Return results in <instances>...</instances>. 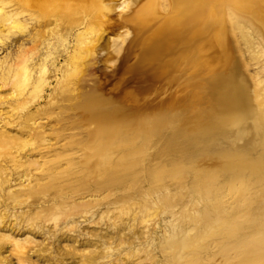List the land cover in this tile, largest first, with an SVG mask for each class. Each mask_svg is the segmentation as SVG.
Returning a JSON list of instances; mask_svg holds the SVG:
<instances>
[{
  "label": "bare ground",
  "instance_id": "obj_1",
  "mask_svg": "<svg viewBox=\"0 0 264 264\" xmlns=\"http://www.w3.org/2000/svg\"><path fill=\"white\" fill-rule=\"evenodd\" d=\"M23 14L33 45L0 64V264H264V79L246 75L242 48L264 63V0H0V40L28 33ZM93 65L105 81L87 88ZM127 74L134 85L119 99ZM149 178L168 204L151 184L140 192ZM63 186L73 193L48 199ZM35 199L46 201L18 238L9 209ZM105 204L107 230L84 232L81 249L31 257L44 227L51 250L61 221ZM166 213L178 222L155 237ZM77 230L66 238L79 242Z\"/></svg>",
  "mask_w": 264,
  "mask_h": 264
},
{
  "label": "rangeland",
  "instance_id": "obj_2",
  "mask_svg": "<svg viewBox=\"0 0 264 264\" xmlns=\"http://www.w3.org/2000/svg\"><path fill=\"white\" fill-rule=\"evenodd\" d=\"M7 12H12L11 9H13V7H9L7 6ZM23 10L19 9L18 13H21ZM23 16H25V18H27V22L29 24V30L28 33H19V32H15L14 34L10 35V37H8L7 35H3V37L1 38L2 40H0V64L3 65H8V64H12L13 62H15L16 57L18 56V54L20 53V50L26 47H30L31 45H33V40H32V35L35 32L33 28H31L32 26V21L33 19L29 18V16H26V14H23ZM83 27L80 28H76L75 30L72 31L71 36L68 39V48L66 51H63L61 53V55L58 57L57 63H56V67H62L65 64V61L67 60L68 56L72 53L73 51V44L75 43V36L77 34V32H79L80 30H82ZM246 44L242 45V48L244 49V59L246 62H248V69L245 70L246 75L249 77V79H251V76L254 75L255 73H259L262 76V79H264V63L263 61H259L257 62L255 58H253V52L251 51H247L246 50ZM63 48V47H62ZM62 48H59L60 50H62ZM46 48L44 47L41 51V55L40 58L35 59V61L33 62V65H35V67H39L40 63L43 62V58L46 56ZM247 59V60H246ZM93 69H91V72L89 73V75H87L88 80H86V87L90 88V87H95V86H99L102 83H104V78L103 76H100V73L97 71L96 69V65L93 67H91ZM248 71V72H247ZM97 73V74H96ZM99 73V74H98ZM36 76L38 75V71L35 72ZM91 74V75H90ZM61 75V72L58 73V76ZM128 76L125 77V79L122 81L121 83V88H120V92H118L115 96H117V98H122L125 95V89L129 88L131 86L134 85V80L131 78V74H127ZM90 76V77H89ZM51 84L49 87L46 88V91L44 93V97L43 99H41L39 101V104H36L35 107H33V110L37 107V106H41V105H45L49 94L52 92L53 87L56 85V78L54 76V73H52L51 77ZM96 78V79H95ZM103 78V79H102ZM122 78V75L118 76L117 78H115L114 80H112L111 82L107 83L104 85V87L102 88V90L106 93H108L107 95H111L109 93V90H111V88L113 87V84L118 82L120 79ZM102 79V80H101ZM92 81V82H91ZM107 85V86H106ZM112 94H115L112 92ZM164 101L161 102H153L150 104H143L142 107L140 108L142 111H147L148 113L151 112L156 105L158 106L159 104L162 105L161 103H163ZM156 103V104H155ZM161 107V106H160ZM139 110V109H138ZM176 154L179 155L178 152H175ZM176 154H170L168 157H176ZM158 159L160 157L155 156ZM12 175V188H15L18 190V193L21 192V194H23L25 192V190L21 189V181L18 179V175H16V173L11 174ZM133 178H129V181H132ZM154 180L152 178H149L148 183H144L142 189L140 190V192L142 194H144V189L147 188L149 186V184L153 185V187H155V191H156V195H157V199L164 203V204H168L167 202V193L168 191L164 188V186H160V187H156V185L153 184ZM192 187H194V184H192ZM118 188L122 189L123 188V184L120 182L118 185ZM172 188V192L175 191V189ZM59 193H62L64 195V198H66L67 195H71L73 193V188H70V186H63V188L61 189H53L48 196L49 200H52V198L58 196ZM46 201L45 199H40V201ZM39 200L34 201L35 205H31V210H29V206L28 207H19V208H12L10 207V218L16 220L17 225L16 226H20L21 224V234L20 235H16L18 238L24 237L26 236L28 233L24 232L25 230H27L28 224L30 223V221L32 220L33 217V213L39 210L40 207V202ZM47 203V202H45ZM49 205H52L51 201H49L48 203ZM113 211V207H111V205H103L101 207L98 208V210L95 212V214L92 216H88L87 219L85 218H74V219H67V220H63L59 223V225L55 228V230L53 231L52 235V241H53V246L51 250H48V248L45 246L46 244H48V239L45 240V237H47L49 235V231L47 229V227L43 228V235H38V233L36 234V239L38 241L43 242V248L41 249V253L42 255H36L34 253L31 252V257H34V259H37V257H58L60 250L66 251V247L65 246H75L76 248H82V246L80 245L81 242H83V238H84V232L86 233L87 230L90 229H98L100 228V231L104 232L107 230V222H108V216L111 215ZM15 214V215H14ZM100 222V224L98 223ZM178 222V218L175 216H172L169 213L164 214L158 224V227L156 229L153 230V235L156 236H160L162 234V229L164 227H167L169 232L171 229H169V226L173 223ZM78 226V230L74 233V234H78L79 235V242L75 241L73 239H67L66 235V227L69 225H76ZM142 228V227H141ZM3 231V230H2ZM83 231V232H82ZM15 235V233H14ZM153 242V241H152ZM151 242V243H152ZM158 246V244H156ZM146 243H143L141 245H138V247L140 248V250H143L144 248H146ZM160 252L158 251L157 254L159 255V257H162L160 254ZM117 255V253H115V256ZM220 260V259H219ZM45 262L42 260H39L38 264H44ZM217 264V263H216Z\"/></svg>",
  "mask_w": 264,
  "mask_h": 264
}]
</instances>
